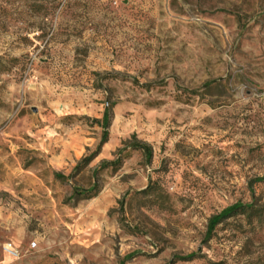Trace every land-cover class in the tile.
Instances as JSON below:
<instances>
[{"label": "rangeland", "instance_id": "rangeland-1", "mask_svg": "<svg viewBox=\"0 0 264 264\" xmlns=\"http://www.w3.org/2000/svg\"><path fill=\"white\" fill-rule=\"evenodd\" d=\"M259 179L264 0H0V264H264Z\"/></svg>", "mask_w": 264, "mask_h": 264}, {"label": "trees", "instance_id": "trees-1", "mask_svg": "<svg viewBox=\"0 0 264 264\" xmlns=\"http://www.w3.org/2000/svg\"><path fill=\"white\" fill-rule=\"evenodd\" d=\"M99 124L106 126H109L111 123V110H107L104 116L103 121H98ZM147 151H150L151 149L149 148V146L144 145L143 146ZM264 179H259L258 182H263ZM96 188L91 189L88 193H91L93 191H95ZM254 207L253 205H242V204H237L234 205L230 208H227L226 210H224L221 214L215 216L211 222H210V226H209V238L212 236V234L214 233V231L216 230V228L223 223L225 220L232 218L233 216L243 213L247 210H252ZM196 254L190 255L188 257L185 258H180V261H192L196 258Z\"/></svg>", "mask_w": 264, "mask_h": 264}]
</instances>
